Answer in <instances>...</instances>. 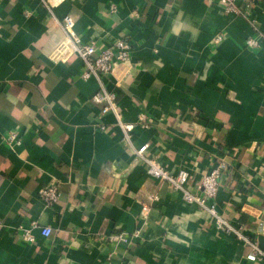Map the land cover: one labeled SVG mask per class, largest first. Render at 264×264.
<instances>
[{"label": "crops", "instance_id": "0c3cea01", "mask_svg": "<svg viewBox=\"0 0 264 264\" xmlns=\"http://www.w3.org/2000/svg\"><path fill=\"white\" fill-rule=\"evenodd\" d=\"M238 6L240 13L217 0H58L51 8L0 0V264H255L205 211L148 176L113 115L98 116V83L79 78L81 60L54 58L65 33L51 20L71 17L74 33L97 51L130 43V61L103 84L117 92L122 120L136 123L133 147L147 145L144 156L172 174L186 169L192 193L214 157L226 155L216 210L264 251V0ZM50 184L59 196L47 207L38 193ZM153 193L141 217L137 201Z\"/></svg>", "mask_w": 264, "mask_h": 264}, {"label": "built area", "instance_id": "2783aa9c", "mask_svg": "<svg viewBox=\"0 0 264 264\" xmlns=\"http://www.w3.org/2000/svg\"><path fill=\"white\" fill-rule=\"evenodd\" d=\"M58 1L43 0L48 8H51L53 4ZM245 0H217V3L222 6L226 12L240 13L238 3ZM111 12H115L114 7H110ZM132 17H136V13H132ZM52 26L61 28L65 33V43H63L58 49L57 54L54 56L57 60H66L71 55H75L81 60L83 69L79 74L81 80H89L94 78L98 83V89L92 94L91 101L98 107V116L104 117L111 114L115 118L116 125L122 132L123 141L134 154L145 162L146 172L149 177L158 180L159 182H165L171 186L174 191H178L181 194L182 200L186 204H194L205 211L212 219L214 226L224 232L225 234H231L236 239L241 241L248 247V252L245 255L246 260L251 263L259 264L264 259V251L259 247L258 242L254 237L246 235L241 227L233 226L226 217L218 213L216 210L213 199L216 196L218 190V179L228 169V164L224 157H214V163L211 170L205 173L198 185L199 193H192L188 189L189 173L186 169H179L177 173L172 174L167 171L156 159L146 158L144 153L147 149V145H143L139 148H134L132 144V131L136 126V123H126L122 120L121 113L117 104V92L115 90H107L104 87L103 79L113 76L114 70L118 65H125L130 61L131 46L128 41L117 40L112 45L97 51L96 42L90 40L87 43L82 42L81 39L74 33V22L69 16L63 17L61 20L52 16ZM257 28L254 26V30ZM221 37L218 35L214 38V42H219ZM258 42L255 39H248L246 45L248 47H257ZM116 87L119 84L116 83ZM146 117L140 115L137 123L142 122L144 127L146 125ZM99 130H106V125L100 123L97 127ZM5 140L10 143L15 140V134L9 133ZM38 196L47 207H51L58 200L57 187L54 184H50L40 189ZM157 194L153 193L146 201L138 200L137 203L141 208V217H145L151 207V203L157 200ZM39 227L36 222H33L31 229ZM31 229H23L21 237L26 242H33L35 240ZM52 231L49 227H39V234L43 237H49ZM137 233V232H136ZM134 233L133 236L136 235ZM257 234L264 235V222L257 228ZM115 239L125 238L123 234L114 236Z\"/></svg>", "mask_w": 264, "mask_h": 264}]
</instances>
